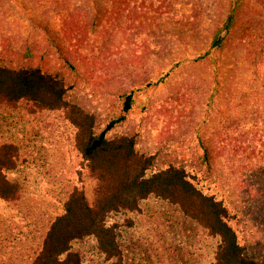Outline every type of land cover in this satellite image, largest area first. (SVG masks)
<instances>
[{
    "label": "trees",
    "instance_id": "16d2710c",
    "mask_svg": "<svg viewBox=\"0 0 264 264\" xmlns=\"http://www.w3.org/2000/svg\"><path fill=\"white\" fill-rule=\"evenodd\" d=\"M48 3V17L42 14V20H37L43 24H38L53 43L67 75L39 68L0 67V100L9 104L27 101L41 110L64 111L77 128V145L94 186L90 199L78 189L68 194L63 213L50 223L27 264H92L85 263L73 249L74 244L89 238L106 261L123 264L115 227L107 225V219L112 214L138 212L141 202L149 198L176 206L218 240L212 264H264L263 253L256 249L259 235L251 232L254 212H264V0ZM51 20L58 23L61 33L49 27ZM122 22L135 40L143 37L146 56L153 62L206 64L213 72L212 106L215 112L223 106V133L215 132L211 140L200 141L202 157L196 173L172 165L153 171L158 160L136 152V136L109 137L131 112L132 90L123 94L120 115L102 128L95 126L92 115L83 114L71 103L70 91L76 93L82 82L69 54L77 51L83 35L88 34L101 41L91 49L96 52L93 58L111 55L115 31ZM180 48L187 53L185 59L177 60ZM244 136L249 138L246 145ZM15 166L12 151L0 148L3 201L16 196L15 185L5 177Z\"/></svg>",
    "mask_w": 264,
    "mask_h": 264
},
{
    "label": "rangeland",
    "instance_id": "374dc122",
    "mask_svg": "<svg viewBox=\"0 0 264 264\" xmlns=\"http://www.w3.org/2000/svg\"><path fill=\"white\" fill-rule=\"evenodd\" d=\"M48 9V0H0V67L67 75L38 24H43L37 20H42V14L48 17ZM123 22L115 31L111 55L93 58L96 52L91 49L101 41L88 34L69 54L82 82L76 93L70 91L71 103L92 115L95 126L102 128L120 115L123 94L132 90L131 112L109 137L136 136V152L158 160L153 171L172 165L196 173L202 157L200 141L223 133V106L216 112L212 106L213 72L206 64L178 67L167 59L153 62L146 56L143 37L135 40ZM49 27L61 33L52 20ZM180 49L177 60L185 59L187 53ZM147 82L151 86L146 87ZM77 134L62 110L0 100V148L6 146L16 157L15 168L6 171L5 177L17 190L12 201L0 199V264L32 260L73 189L92 197L94 181L87 175ZM254 214L251 232L259 235L256 249L264 257V212ZM107 225L115 227L123 264H212L218 244L176 206L156 198L141 202L138 212L110 215ZM73 249L85 263L110 264L91 238L77 242Z\"/></svg>",
    "mask_w": 264,
    "mask_h": 264
}]
</instances>
